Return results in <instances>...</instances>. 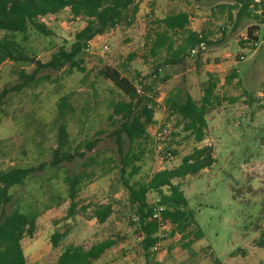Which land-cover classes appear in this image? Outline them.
Masks as SVG:
<instances>
[{
	"label": "rangeland",
	"instance_id": "374dc122",
	"mask_svg": "<svg viewBox=\"0 0 264 264\" xmlns=\"http://www.w3.org/2000/svg\"><path fill=\"white\" fill-rule=\"evenodd\" d=\"M238 10L232 0H143L130 23L124 21L94 38L91 49L83 54V70L68 74V66L61 70L42 69L38 74L42 81L37 87L11 93L0 102V170L49 164L57 146L59 130L54 121L63 98L74 112L70 110L69 114H75L71 121L79 124L71 132L81 140L87 133L90 139L99 137L97 150L102 157L113 155L118 165L96 177L79 193L74 216L69 215L71 201L65 178L85 170L83 159L63 163L55 170L47 165L37 172L34 185L29 183L26 189L21 188L23 196L19 198L24 206L37 203L42 210L52 196L57 203L40 214L35 235L22 241L29 264H55L71 244L88 248L109 238L116 244L93 264H264V247L259 245L264 232V21L251 15L237 25ZM181 11L189 14L188 27L209 35L211 43L182 63L166 64L170 57L168 48L173 44L176 49L182 43V32L170 31L164 47L155 54L151 50L165 31L160 21ZM43 22L51 35L31 25L25 32L16 33L27 52L43 62L61 47L69 48L76 32L86 25L83 18L73 17L69 9L56 16H45ZM258 23L259 47L237 62L242 51V33ZM159 65V74L155 75ZM34 67L0 60V93L4 87L19 82L20 69L31 71ZM106 67L121 71L136 85L141 79L152 85L149 95L154 99L156 122L149 127L151 141L137 161L140 172L131 183L146 182L158 171L179 165L195 146L209 144L214 148L213 166L175 180L183 184L196 223L184 232H172L161 241L160 251H151L149 258L138 239L137 225L133 224L135 209L122 178L121 156L110 136L113 125L108 117L109 104L125 95L101 75ZM236 70L238 76L229 81ZM164 77L167 78L163 81ZM211 80L216 83L214 93L219 98L208 113L206 139L197 143L183 130L179 116L171 113L167 99L180 101L183 92L189 90L200 100ZM81 119L87 121L83 128ZM166 124L170 131L167 139L156 140L155 134ZM40 129L49 133L50 139L38 147L39 138L36 142L33 139ZM167 145L174 153L172 158L165 159L162 151ZM41 184L45 191L39 188ZM164 191L168 192V188ZM148 199L153 202L159 195L152 191ZM102 205H111L113 209L104 223L94 217L95 210ZM13 208L14 204H9L8 212ZM198 226L204 236L191 242ZM55 232L66 233L56 248L51 242ZM232 252L237 254L231 256Z\"/></svg>",
	"mask_w": 264,
	"mask_h": 264
},
{
	"label": "trees",
	"instance_id": "16d2710c",
	"mask_svg": "<svg viewBox=\"0 0 264 264\" xmlns=\"http://www.w3.org/2000/svg\"><path fill=\"white\" fill-rule=\"evenodd\" d=\"M141 1L143 0H0V60H11L35 66L31 71L25 68L19 70V82L4 87L0 93V102L11 93H20L25 89L37 87L42 81V78L38 76L42 69L61 70L68 66V74H71L75 69L83 70L81 63L84 61L83 54L89 42L124 21L130 23L138 13ZM232 1L239 7L235 24L238 25L244 18L251 15L263 22L264 1ZM66 9L70 10L73 17H80L86 21V25L76 32L71 46L69 48L61 47L52 54L51 59L47 62L31 56L16 39V33L25 32L31 25L37 31L51 35L52 32L44 24L43 18L49 15L56 16ZM258 10H261L262 14H258ZM189 22V14L184 11L169 14L160 21V25L164 27L165 31L159 35L151 50L154 54L164 47L170 31L182 32L183 38L182 43L176 49L173 44L169 46L170 57L165 60L166 64L182 63L190 56L191 50L199 48L201 43H211L209 35L191 30L188 27ZM259 28L260 23L251 25L248 30L252 34ZM160 68V65L157 66L155 75L159 74ZM237 72L236 70L232 73L229 81L238 76ZM101 75L114 82L125 95V98L111 101L109 104L111 112L108 117L113 125L110 136L114 139L121 156L122 178L128 191L129 202L133 205L135 214L139 216V222H133V224L137 225L138 232L144 234L141 245L144 254L149 258L151 247L159 240L157 236L158 224L150 220L154 206L148 199L149 193L152 191L158 193L159 203L166 206L164 216L176 225L174 233L187 230L189 226L196 223L195 212L190 208L183 184L176 183L175 180L196 175L213 166L216 162L214 148L209 144L195 146L190 153L183 157L179 165L158 171L146 182L131 183V179L140 172L137 161L141 160L145 146H148L151 141L149 127L156 122L154 99L149 95L152 85L146 79H141L136 85L133 80L112 67H106L101 71ZM165 78L167 77L162 80L164 81ZM215 87L216 83L213 80L209 81L200 100H197L189 90L183 92L180 101L173 98L167 99L171 113L179 116L183 130L189 133V136L197 143H202L207 136L208 113L214 105V101L219 98L214 93ZM70 110L74 113L68 106L67 99L63 98L59 104L58 116L54 121V125L59 130L56 135L57 146L53 150L49 164L42 162L38 166H13L7 170H0V264H29L22 241L26 236L33 237L35 235L37 219L40 214L57 204L55 196L51 197L50 203L44 204L42 210H39L37 203L30 202L25 206L21 204L19 198L23 196L21 188L26 189L29 183L34 185L38 171L44 170L47 165L55 170L63 163H73L77 159L84 160L82 166L85 170L70 178H65L68 185L67 195L71 201L69 215L74 216L78 207L79 193L96 177L104 176L114 166H118L113 155L102 157L97 150L100 142L99 137L90 139L87 133L86 138L81 140L78 134L71 132L72 127L75 125L77 128L79 124L71 121L75 114H69ZM86 124V119H81L80 128ZM36 133L38 135L33 140L36 142V139L39 138L37 139L38 147L50 139L49 133L47 134L44 129L37 130ZM88 152L91 153L88 155ZM168 152L174 153L167 145L162 151L163 158H169ZM109 164H113V166L106 168ZM48 180L49 178L45 182ZM51 187L54 191H58L55 185H51ZM39 188L44 190L42 184ZM164 188H168V192H165ZM9 204H14V208L10 212L7 210ZM112 212L111 205H102L95 210L94 217L100 223H104ZM193 234L195 240L193 239L191 242L204 236V232L199 226ZM65 236V232H55L51 241L53 247H58ZM115 244L116 241L110 238L94 243L88 248L83 245L71 244L61 252L55 264H93ZM259 245L264 247V232L259 240ZM236 254V252H232L231 256Z\"/></svg>",
	"mask_w": 264,
	"mask_h": 264
},
{
	"label": "built area",
	"instance_id": "2783aa9c",
	"mask_svg": "<svg viewBox=\"0 0 264 264\" xmlns=\"http://www.w3.org/2000/svg\"><path fill=\"white\" fill-rule=\"evenodd\" d=\"M254 2H260V1L254 0ZM257 13L262 14V11L258 10ZM262 18L264 21V15L262 16ZM260 32H261V28L254 30L252 32V34L250 33V31L248 29L242 33L241 39H240L242 42V45H241L242 51L238 55L237 62H241V61L245 60L248 52L254 51L259 47V45H260ZM94 40L95 39H93L89 42L88 46L85 48V51L91 49L92 42ZM104 47L108 48L107 45H105ZM204 48H205V43H201L199 48H195V49L191 50V55H194L198 49H204ZM169 132H170L169 131V125L168 124L163 125L155 134L156 140L164 142V140L167 139ZM161 145L162 144H160V149L162 148ZM168 156H169V158H172L173 157L172 152H168ZM159 202H160V199H157V200L152 202V205L154 206V208H153V212L150 216V220L155 221L158 224L157 236L159 239L151 247L152 252H159L160 251L161 241L166 239L174 231V229L176 227V225L170 219H168L164 216L166 206L160 204ZM133 221L138 223L139 222V216L135 214L133 217ZM137 236H138V239L140 241H142L144 238L143 232H138Z\"/></svg>",
	"mask_w": 264,
	"mask_h": 264
},
{
	"label": "crops",
	"instance_id": "0c3cea01",
	"mask_svg": "<svg viewBox=\"0 0 264 264\" xmlns=\"http://www.w3.org/2000/svg\"><path fill=\"white\" fill-rule=\"evenodd\" d=\"M25 250V249H24Z\"/></svg>",
	"mask_w": 264,
	"mask_h": 264
}]
</instances>
